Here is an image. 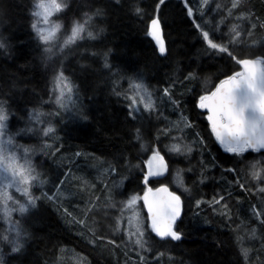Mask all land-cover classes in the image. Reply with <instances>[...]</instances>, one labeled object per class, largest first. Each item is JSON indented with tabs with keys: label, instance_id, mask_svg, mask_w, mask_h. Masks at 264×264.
<instances>
[{
	"label": "trees",
	"instance_id": "obj_1",
	"mask_svg": "<svg viewBox=\"0 0 264 264\" xmlns=\"http://www.w3.org/2000/svg\"><path fill=\"white\" fill-rule=\"evenodd\" d=\"M34 2L0 0V42L4 45L0 48V104L5 106L11 129H35L36 139L19 137L26 143L41 138V129L31 126V112L48 106L54 72L61 61L77 87L84 115L79 116L81 122L61 121L60 132L47 138L57 143L56 150L36 156V169L42 165L49 176L58 167L59 177L53 184L36 189L38 206L19 216L23 247L14 253L11 246H5L1 261L58 264L73 249L89 257L92 264H161L153 257L159 251L174 255L173 264H264V206H258L264 192L254 183L245 186L246 181L240 178L247 163L260 161L258 155H264V151L249 149L239 155L226 152L212 133L208 112L199 107L201 95L214 90L219 80L242 70L232 56L209 48L202 32L208 31L213 42L227 46L237 59L264 58V0H164L162 4L159 0H66L67 7L59 14L63 28L84 20L87 13L93 17L88 26L96 36L78 42L72 53L68 51L70 46L63 52L44 51L47 46L32 28ZM156 16L167 42L164 56L147 34ZM233 25L240 36L230 42ZM131 79L148 84L162 105L140 117L130 115L124 93ZM175 137L192 143V158L175 151L172 157V152L164 148L171 146ZM155 145L164 153L163 161L168 166L164 176H148ZM82 161L102 162L107 170L93 190H82L79 221L93 218L98 206L99 214L103 213L98 222L115 224L121 208L113 207L110 197L104 200L110 184L120 183L122 194L114 195L124 201L130 193L164 186L182 201L181 214L173 225L181 239H161L150 230L145 237L153 251L144 257L146 252L129 249L115 236L112 226L110 232L91 224L83 234L75 229L67 201L59 202L54 193L63 189L70 171ZM175 177L183 188L176 187ZM219 189L223 191V204L227 195L243 196L244 217L234 213L239 203L214 212ZM3 224L0 219V228ZM163 259L170 264L168 257Z\"/></svg>",
	"mask_w": 264,
	"mask_h": 264
},
{
	"label": "snow or ice",
	"instance_id": "obj_2",
	"mask_svg": "<svg viewBox=\"0 0 264 264\" xmlns=\"http://www.w3.org/2000/svg\"><path fill=\"white\" fill-rule=\"evenodd\" d=\"M164 0H159V3H163ZM206 2V0H205ZM67 7L64 0H35L34 11L32 15L37 18V22L32 24L36 36L45 45H50L57 39V33L60 32L63 27L61 23L57 21H51L50 18ZM232 7H236L233 3ZM136 13H140V9H135ZM99 14V10H97ZM192 12L189 9V15ZM84 20L74 21L70 32L66 33L62 43L58 48V52H63L69 45L75 44L78 40L83 39H95L96 36L90 30L88 25L93 19L91 15L84 14ZM44 25V26H38ZM46 26V27H45ZM199 27V25H197ZM233 34L230 42H235L240 36V32L237 31V26L233 25L230 29ZM150 35L156 44L159 46V52L161 54L166 52V47L162 37V29L160 27V21L158 18H153L150 23V29L147 33ZM203 39L207 42L209 48L223 52L232 56L235 63L241 66L240 71H237L226 78L219 80L218 84L214 86V90L208 94L201 95L199 97V107L206 109L209 113L207 119L211 123L212 133L215 135L216 140L223 146L226 152L243 154L249 149L259 152L264 149V58L254 59H237L229 51L227 46L213 42L209 38V32H202ZM4 45L0 42V48ZM45 52H51V47H45ZM107 60L105 58V67H108ZM55 87L59 90V95L56 97V104L61 108L66 107L65 99L71 101V95L73 87L71 83L64 76L63 72H60L55 78ZM63 85V86H61ZM129 88L134 95L126 96L131 101L129 107L132 109L130 115L133 112H139L141 109L137 107V97H139L140 103L143 105V109L147 111H154L156 104L152 98V92L148 90V87L141 81H130ZM65 89L67 90V98L65 96ZM164 94H168V90L164 89ZM119 94V93H118ZM7 114L4 107L0 104V219L10 218L13 211H17L21 214L28 211L29 207H34L36 204V198L30 193L31 185L34 181H38V174H33L34 169L31 167L28 149L23 150V163H21V157L17 155L18 149L14 147V141L11 136L5 137L4 129L6 127L5 121L7 120ZM38 118V116L36 117ZM186 126H190L185 121ZM54 129L49 126L44 130V135L47 136L52 133ZM137 139H140L139 130H137ZM170 151L181 152L179 144H173L170 146ZM188 152L191 151L190 147H187ZM159 158L163 161V157L159 156V152H155L153 159ZM166 169V165L163 166ZM253 171L252 177L255 179L260 178V171L257 170V164L251 165ZM114 171V169H113ZM162 172L157 170L148 173L151 175H161ZM148 176H145L144 183L147 184ZM179 176V174H178ZM42 183V181H41ZM243 187V185H241ZM8 189H14L17 193L25 197V202L21 203L19 200L14 199L8 192ZM152 189H148L143 196H131L127 201L121 202V218L127 220V234L129 240L135 245L144 247L146 243L143 241L144 232L140 223L139 213L135 209V205L138 200H143L148 208L149 217L151 219L150 227L153 232L156 233L161 239L171 238L172 240H180L181 234L174 230L173 225L176 219L180 215L181 201L180 196L175 193H168L170 199L163 203H156L153 205L148 199V192ZM156 191L168 192V189L162 188ZM264 191V188L261 189ZM52 199L53 197H48ZM221 196L216 203L223 200ZM11 201L13 205L18 207H9L8 202ZM198 204L200 202H197ZM114 207V205H113ZM224 208L227 209V204H224ZM125 213L130 215L125 216ZM259 217V212L255 213ZM264 223V220L261 221ZM83 224L84 221H79ZM121 220L117 221V231L120 230ZM9 231L15 232V237L9 240L8 236L0 235V239L8 241L12 247L11 251L16 253L21 250L23 245L20 243V232L13 224L9 225ZM133 237L135 239L133 240ZM115 243L114 241H110ZM245 258L247 257V250H244ZM143 259V257H141Z\"/></svg>",
	"mask_w": 264,
	"mask_h": 264
},
{
	"label": "rangeland",
	"instance_id": "obj_3",
	"mask_svg": "<svg viewBox=\"0 0 264 264\" xmlns=\"http://www.w3.org/2000/svg\"><path fill=\"white\" fill-rule=\"evenodd\" d=\"M64 3H66V0H64ZM62 11L55 13L50 20L51 21H57L59 23L60 19H59V14ZM35 22H37V18H35ZM81 22H83V20H81ZM73 24V23H72ZM72 24H70V26L68 27V29H64L63 27L61 28L60 32L57 33V39L52 42L50 45H46L47 47H51L52 51H56L58 50L60 44L62 43L64 36L66 33L70 32L71 26ZM38 26H44V25H38ZM46 27V26H45ZM88 30H90L89 26H88ZM91 31V30H90ZM87 39V38H86ZM85 40V39H83ZM83 40H78L74 45H69L70 47L68 48V51L70 53H72V51L74 50L75 46L77 45L78 42H81ZM69 53V55H70ZM63 72L64 76L67 77V80L71 83L72 87H73V92L71 95V101H67V99H65V103H66V107L61 108L58 104H56V97L59 95V90L56 89L55 87V78L56 76L60 73ZM130 81H137V82H141L138 79H131ZM146 86L148 84H146L145 82H143ZM207 84L210 82H206ZM63 86V85H61ZM148 90L150 92L153 91L151 89V87L148 85ZM52 96L48 102V106H45L43 108H35L32 112H31V121L32 124L31 126L33 127H39L40 132H41V138H38V142L36 143H26L24 141H22L19 137H34L35 139L36 134H35V129H21V130H12L10 123H9V117H8V113L5 109V106L2 104V106L5 109V112L7 114V120L5 121V129H4V133H5V137L7 136H11L13 138L14 141V147L16 149H18L17 151V155L21 157V163H23V150L24 149H28V157H29V161L31 164V167L34 169V173L33 174H38L39 180L38 181H34L31 185L30 188V193L31 195L36 198V204L34 207H29L28 211L21 214L17 211H13L11 214L10 218H4L3 221L5 222V224H3V226L0 228V235H5L8 236L9 240L13 239L15 237V232H11L9 231V225L13 224L17 227L18 231L20 232V243L22 242V237L24 236V230H23V226L21 224V221H19V216L23 217L25 214H27L30 210L35 209L36 205L38 206V195L36 194V189L40 186V187H46L47 185H51L54 182H56V180L59 177V168L57 167L54 170L53 174H49V176H47L44 173V169L43 166L41 165V168L34 166V161H36V156L43 154L45 152H50V149L54 148L53 150H56V145L57 143H54L50 140H48L47 138L50 136H55L60 132L61 126L59 125V123L61 121H71V122H81L82 120H79V116L82 117L83 114V103H82V99L80 97V95L77 92V87L75 85V83L71 80V78L65 73L63 66H62V61L60 62V64L57 65L55 72H54V76H53V81H52ZM155 94V92H154ZM154 94L152 95L153 100L155 101L156 107L155 110L162 105L163 101L158 99V97ZM125 98L126 96H131L134 95V93L132 92V90L129 88V83H128V87H127V91L124 93ZM65 96L67 98V90L65 89ZM126 100L128 101V106L130 105L131 101L129 99L126 98ZM137 107H139L141 110L139 112H133V115L136 117H140L143 114H146L150 111L144 110L143 109V105L140 103L139 101V97H137ZM131 109V108H130ZM154 110V111H155ZM132 111V109H131ZM84 115V114H83ZM38 116V118H36ZM51 126L54 131L52 133H49L47 136L44 135V130ZM36 140V141H37ZM171 145L173 144H179L181 147V154L185 155L186 157L189 156V159L192 158L191 155L193 154L192 151V147H191V142H187L185 139H182V141L178 140L175 137V140L172 139V141L170 142ZM155 149L153 150L154 153L155 152H159V156H163L164 153L159 149V146H154ZM187 147L191 148V151L188 152L186 150ZM164 148H166V150H168L170 153L172 152V157L174 156L175 152L174 151H170V146L169 145H164ZM49 155V154H48ZM260 161H253L251 163H247V166L244 168L243 172L241 173L240 178L242 180H245L246 182H244L245 186H248L250 183H254L257 184L256 187L258 188V190L260 192H264L261 191L262 188H264V155H258ZM156 161H160L159 158L157 157L156 159H154ZM154 162V161H153ZM161 164L165 163V161H160ZM253 163L257 164V170H261L260 171V178L259 179H255L252 177L251 173L253 171L251 165ZM154 169V165H152V172ZM167 169V167H166ZM105 170H107V168L103 165V163L99 162V163H90V162H86V161H82L81 165H77L75 167V169L72 171H70V173L67 176V179L65 181V184L62 186L63 189H61L58 193L55 192L54 193V197H56L57 200H59V202H62L63 200L67 201V204L69 205V207L71 208L72 211V218H71V224L74 225L75 229L78 228L80 229V231L82 232V234L84 233V231L87 229L88 224H91L94 226L95 229H102L103 231H109L110 232V226H112L111 228L113 229V233L115 236H118L119 238H121L124 241V244L126 246L129 247V249L134 250L135 248L139 251V250H143L142 255H144V257L148 256L149 253H151L153 251L152 246L150 244V241H148V239H146L145 234H147L151 229L150 224H151V219L149 217V213H148V208L145 205V203H143V200H138L136 205H135V209L136 211L139 213V217H140V223L142 226V230L144 232V236H143V241H145L146 243L144 244V247L141 248L138 245H135L131 240H129L128 234H127V220L126 219H122L121 218V214H118L115 220V224H113V222H111V225L108 224V222H103L102 225L100 222H98L100 214L102 216V212L98 211V206L95 208L94 210V216L92 217H87L84 220V223L81 224V226H78L77 224H79V216L78 214H82L83 213V209L81 208V206L83 205V195L81 194L82 190H86L87 191L93 190L95 187V184L102 179L103 177V172H105ZM224 171L227 174V169L225 168ZM230 172H233L232 169H230ZM42 181V183H41ZM174 183L176 185V187L178 186L179 188H183V186H181V182L179 181L178 178H174ZM76 187V188H75ZM189 189V188H188ZM190 191H192L191 189H189ZM122 188L120 183L117 184H110L109 188L107 189L108 194H106V196L104 197V200H108L109 197L111 198V203H113V205H115V208H121V202H124V200L121 197H118L114 194H122ZM9 194L16 200H19L21 203L25 202V197H23L22 195H20L19 193H17L14 189H8ZM145 192H147V190H145ZM144 193L141 192H136V193H130L129 194V198L131 196H143ZM80 193V194H79ZM218 197L217 200H219V198L221 196H223V191L222 189H219L217 191ZM128 198V197H127ZM128 198V199H129ZM243 196L241 195L240 198L237 197V195L235 194H231V195H227L225 197L224 203L227 204V210L228 207L229 209H231V205L233 204H238L239 203V208L237 210V205L235 206L234 213L237 214L238 218H240V216L243 213V206H244V198L242 200ZM127 199V200H128ZM126 200V201H127ZM156 200V199H155ZM9 207H18V205H13L11 201L8 202ZM263 208L264 206V200H262V198L259 200L258 206H260ZM257 206V207H258ZM224 208V204L221 202L219 203H215L214 204V212L216 213V211L220 212L222 209ZM259 208V207H258ZM246 212V211H244ZM231 213V211H230ZM247 214V219H250L251 215ZM130 215V213H125V216ZM241 217H244V216ZM236 216V217H237ZM257 217V215H256ZM261 215H259L260 218ZM117 220H121V226H120V230L117 231ZM76 223V224H75ZM107 223V224H106ZM253 230V229H251ZM87 231V230H86ZM254 235V234H252ZM135 239V237H133V240ZM5 246L9 247L12 245L5 240L0 239V264H4L2 260V258H4L5 255ZM258 247H254V249H257ZM247 250V249H246ZM253 250V249H252ZM251 250V252L253 253V251ZM163 252H157L156 254H154V259L159 260L161 264H165V260L163 259L164 257H168L170 264H173V260H174V255H172L171 253L168 255H163ZM255 253V251H254ZM257 253V252H256ZM177 258V257H176ZM167 259V260H168ZM251 264H256V262L251 261ZM58 264H92V260H90L89 257L87 256H83L80 253L75 252L73 249L69 251L68 254H65V256L61 257L58 260Z\"/></svg>",
	"mask_w": 264,
	"mask_h": 264
},
{
	"label": "flooded vegetation",
	"instance_id": "obj_4",
	"mask_svg": "<svg viewBox=\"0 0 264 264\" xmlns=\"http://www.w3.org/2000/svg\"><path fill=\"white\" fill-rule=\"evenodd\" d=\"M209 115V114H208ZM230 153V152H229ZM152 165H154V169H153V172H156L157 170H159V171H161L162 172V174L161 175H158V176H164V175H166V173L168 172V166H167V164H166V161H165V163H164V165H166V167H167V169H165L163 166V163L161 164V162L160 161H156V160H154V162L152 161ZM152 168V167H151ZM152 176H157V175H152ZM162 188H165L164 186L162 187H159V188H157V189H162ZM156 190V189H155ZM152 192V194H150V193H148V199H149V201L151 202V203H153V205H155L156 203H161V202H165V201H167V200H169L170 199V197H169V195H168V193H175V192H170L169 190H168V192H163V191H151ZM163 194H167V196H163ZM176 195H178L177 193H175ZM150 195V196H149ZM179 196V195H178ZM156 199V200H155ZM180 201H181V198H180ZM181 206H182V201H181ZM181 209H182V207H181ZM180 214H181V210H180ZM180 216V215H179Z\"/></svg>",
	"mask_w": 264,
	"mask_h": 264
},
{
	"label": "water",
	"instance_id": "obj_5",
	"mask_svg": "<svg viewBox=\"0 0 264 264\" xmlns=\"http://www.w3.org/2000/svg\"><path fill=\"white\" fill-rule=\"evenodd\" d=\"M154 18H158L159 19V21H160V27H161V29H162V37H163V41H164V44H165V47H166V52L165 53H163V54H161V55H166L167 54V42H166V39H165V36H164V30H163V26H162V22H161V20H160V18L158 17V16H156V17H154ZM151 23V22H150ZM155 41V40H154ZM156 43V42H155ZM157 45V44H156ZM157 47H158V49H159V46L157 45ZM255 58H257V57H255ZM247 59H254V58H247ZM206 110V109H205ZM207 111V110H206ZM208 112V111H207ZM260 151H264V149H261ZM157 190V189H156ZM156 190H153V191H155L156 192ZM170 191V190H169ZM171 192V191H170ZM150 194H152V192H149ZM150 196V195H149ZM163 196L165 197V196H167V194H163ZM161 203H163V202H161Z\"/></svg>",
	"mask_w": 264,
	"mask_h": 264
}]
</instances>
